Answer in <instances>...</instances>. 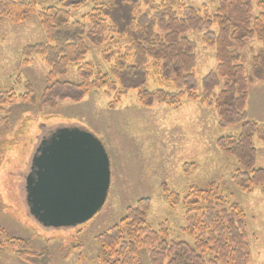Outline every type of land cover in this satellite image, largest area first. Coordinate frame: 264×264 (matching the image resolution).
I'll list each match as a JSON object with an SVG mask.
<instances>
[{"label": "rangeland", "instance_id": "rangeland-1", "mask_svg": "<svg viewBox=\"0 0 264 264\" xmlns=\"http://www.w3.org/2000/svg\"><path fill=\"white\" fill-rule=\"evenodd\" d=\"M36 3L38 9L55 6L58 0H22ZM109 0H87L72 12V20L90 13L94 3ZM196 11L213 15L218 0H182ZM159 4L160 0H155ZM258 4H261L259 6ZM252 16L264 13V0L253 1ZM176 10V9H175ZM177 11V10H176ZM180 16L181 12H176ZM230 15H234L231 11ZM212 31H216L213 27ZM202 32L190 31L186 37L195 44L197 90L201 93L202 79L216 67L214 48L201 41ZM48 39L35 15L20 24L0 19V92L13 91L19 97L32 89V102H16L0 110V227L15 238L28 242L29 250L39 255L47 251L50 264H98L103 256L96 238L115 225L126 209L141 198L150 199L146 216L148 225L157 230L164 224L168 241L192 245L183 231V197L190 187L215 185L229 203L236 204L244 214L248 264H264V192L255 188L243 193L232 182L235 159L223 155L216 147L221 137L236 136L239 126L221 128L215 109L198 102L183 100L180 108L155 103L143 107L136 92L128 90L119 103L110 106L115 89L90 92L78 104L60 101L49 108L40 101L48 86L49 67L39 56H32L22 65L21 51L25 46L47 43ZM84 62L101 73H109L113 56L106 58V48L88 46ZM245 58L248 78L252 76V59L264 50L256 39L247 41L245 48H234ZM115 53L113 52L112 55ZM77 67L69 65L57 82L78 83ZM147 91L158 87L148 78ZM185 86H175L168 93L184 92ZM219 92V89L216 93ZM248 120L264 123V81L250 80L246 104ZM76 127L97 138L103 145L110 163V184L106 200L97 214L85 224L62 229H47L29 214L26 203L25 179L38 144L58 128ZM257 151L256 168L264 170V142L254 136ZM175 202L171 206L166 198ZM210 256V253L204 258ZM141 264H150L149 249L140 251ZM0 264H26L11 249H0Z\"/></svg>", "mask_w": 264, "mask_h": 264}, {"label": "trees", "instance_id": "trees-1", "mask_svg": "<svg viewBox=\"0 0 264 264\" xmlns=\"http://www.w3.org/2000/svg\"><path fill=\"white\" fill-rule=\"evenodd\" d=\"M253 1L218 0L215 13L210 15L206 10L187 7L182 0H160L159 4L155 0H109L94 3L90 13L73 21L72 12L87 0H58L55 6L41 9L31 1L0 0V19L20 24L28 16L38 18L48 42L25 46L22 65H28L32 56H39L49 67L48 86L40 99L49 108L60 101L78 104L95 90L115 89L114 81L120 88L110 106L119 103L128 90L135 91L146 108L155 103L180 108L183 100L212 106L219 127H240L238 135L218 138L216 147L236 160L240 169H235L231 182L249 194L255 188L264 192V170L256 168L257 151L252 144L254 136L264 142V123L248 120L245 111L249 81H264V50L252 59V76L248 78L245 58L234 48L243 49L252 39L264 48V13L252 16ZM190 31L202 32V43L215 52L216 67L203 77L200 94L196 93L195 44L186 37ZM88 46L106 48L104 57H114L109 73L84 62ZM69 65L77 67L79 82H57V76L64 74ZM148 78L158 87L156 90H146ZM182 85L184 92H166ZM27 89L19 97L11 90L0 92V110L17 100L32 102L35 96L29 86ZM166 198L171 206L175 204L170 196ZM182 203L186 224L183 231L192 239V245L168 241L164 224L157 230L151 228L146 222L150 199L141 198L96 238L103 253L98 264H141L140 251L145 248L149 249L150 264L249 263L244 214L215 185L190 187ZM0 249L13 250L26 264H50L47 251L32 253L26 240L9 236L2 227ZM208 253L210 256L204 258Z\"/></svg>", "mask_w": 264, "mask_h": 264}, {"label": "water", "instance_id": "water-1", "mask_svg": "<svg viewBox=\"0 0 264 264\" xmlns=\"http://www.w3.org/2000/svg\"><path fill=\"white\" fill-rule=\"evenodd\" d=\"M110 163L101 142L76 127L58 128L37 146L25 179L29 214L43 228L76 227L102 208Z\"/></svg>", "mask_w": 264, "mask_h": 264}]
</instances>
